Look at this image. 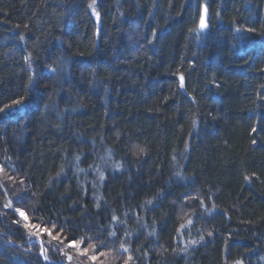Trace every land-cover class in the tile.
Wrapping results in <instances>:
<instances>
[{"label": "trees", "instance_id": "16d2710c", "mask_svg": "<svg viewBox=\"0 0 264 264\" xmlns=\"http://www.w3.org/2000/svg\"><path fill=\"white\" fill-rule=\"evenodd\" d=\"M0 109V264H264V0H0Z\"/></svg>", "mask_w": 264, "mask_h": 264}, {"label": "rangeland", "instance_id": "374dc122", "mask_svg": "<svg viewBox=\"0 0 264 264\" xmlns=\"http://www.w3.org/2000/svg\"><path fill=\"white\" fill-rule=\"evenodd\" d=\"M0 179H4L5 182H14L11 177L8 175H0ZM16 183V182H15ZM2 188V186H0ZM5 204L7 205L6 208L13 209L14 215L16 216L15 221L13 222L16 226L24 229V231L27 233V241L33 243L35 249H37L39 255L44 259H48L47 253L50 251H53L54 253H57L59 255V259H61L62 264H85L83 260H89L92 256L85 254V249H83V244L81 243H75L78 246H72L74 243L70 242L67 244H64L63 240L61 239V235L59 236L57 233L54 232V230L50 229L51 235H49L47 232L37 230L36 224H34L29 217L26 215L27 219L22 217L17 209L21 210L20 208H15L12 205V202ZM22 211V210H21ZM27 225V226H26ZM58 239H53V237H57ZM93 250V249H92ZM97 253V252H96ZM87 256V257H86Z\"/></svg>", "mask_w": 264, "mask_h": 264}, {"label": "snow or ice", "instance_id": "6c2138e0", "mask_svg": "<svg viewBox=\"0 0 264 264\" xmlns=\"http://www.w3.org/2000/svg\"><path fill=\"white\" fill-rule=\"evenodd\" d=\"M91 6V5H90ZM206 13H207V7L204 8V14H201L200 15V20H199V28L200 29H204L207 25H206ZM98 15V13H97ZM181 86H183V77H181ZM14 104H19L20 101H14L13 102ZM5 107H9L8 105H5ZM0 111H3V109H0ZM140 151H143V149H140ZM0 171H2V169H0ZM7 206V205H6ZM16 211L19 212V214L24 217L25 219H27V217L25 216V213L19 209H17ZM27 226V225H26ZM42 231L44 232H47L49 235H51V231L47 228L43 229ZM211 234V233H209ZM112 235H115V233H112ZM53 239H58V236L57 237H53ZM72 246H78L76 245L75 243L72 245ZM90 247H95L94 245H90ZM121 247H123V245H121ZM85 252H87V249L84 250ZM125 251H127V249H125ZM91 259H96L95 256L91 257ZM237 264H241V262H237Z\"/></svg>", "mask_w": 264, "mask_h": 264}, {"label": "water", "instance_id": "95a60500", "mask_svg": "<svg viewBox=\"0 0 264 264\" xmlns=\"http://www.w3.org/2000/svg\"><path fill=\"white\" fill-rule=\"evenodd\" d=\"M202 14H204V12L202 13ZM206 18H207V13H206ZM207 25V24H206ZM207 28V26L204 28V29H206ZM204 29H200V30H204Z\"/></svg>", "mask_w": 264, "mask_h": 264}]
</instances>
